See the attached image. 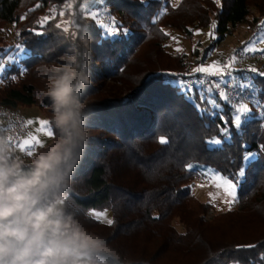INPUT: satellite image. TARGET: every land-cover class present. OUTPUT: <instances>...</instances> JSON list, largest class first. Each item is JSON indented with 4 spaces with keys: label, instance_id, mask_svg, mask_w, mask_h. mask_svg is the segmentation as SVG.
<instances>
[{
    "label": "trees",
    "instance_id": "1",
    "mask_svg": "<svg viewBox=\"0 0 264 264\" xmlns=\"http://www.w3.org/2000/svg\"><path fill=\"white\" fill-rule=\"evenodd\" d=\"M65 1L0 0V35L4 25L14 24L16 44L24 49L17 61L6 64L0 107L14 111L37 107L52 128L48 143L56 133L49 119L51 102L44 93L50 69L63 63L62 57L70 52L62 29L55 26ZM53 5L55 19L40 25V16ZM96 7L108 8L130 33L102 36L95 23L80 31L79 41L89 42V49L82 44L79 47L81 59L88 62L90 58L91 80L98 81L87 89V99L94 98L88 102L91 138L70 193L77 214L87 227L108 238L117 252L112 264H232L234 260L264 264L260 259L264 227L248 236L234 233V225L243 220L241 215L244 221L255 217L257 226L264 225V118L258 117L250 102L248 107L254 113L250 110L240 129H230L231 138L221 137L217 127L222 126L220 116L232 124L234 109L229 103L213 92L206 93L202 101V89L194 86L189 96L173 83L200 76L185 74L205 65L210 49H205L199 60L194 56L191 63L183 55H171L160 47L165 39L163 28L191 37L194 29L212 22H216L214 42L221 43L230 30L247 23L251 11L264 21V0H180L175 6L161 0H102ZM11 52L0 53L2 62ZM249 66L260 73L256 63ZM237 76L242 80L255 77L260 89L256 99L264 103V77L250 71ZM105 82L117 86L106 87ZM123 94H128L126 102L120 97ZM208 98L222 105L215 110L216 116L202 115L196 106L208 108ZM7 127L3 123L0 130ZM161 136L168 142L161 144ZM213 137L223 143L210 146L206 141ZM246 152L259 156L246 161ZM188 164L208 166L225 178H232L243 167L237 211L207 217L213 206L193 197L190 183L194 174L186 168ZM90 210H110L113 223L86 217ZM237 245L257 247L237 250Z\"/></svg>",
    "mask_w": 264,
    "mask_h": 264
},
{
    "label": "clouds",
    "instance_id": "2",
    "mask_svg": "<svg viewBox=\"0 0 264 264\" xmlns=\"http://www.w3.org/2000/svg\"><path fill=\"white\" fill-rule=\"evenodd\" d=\"M84 49L89 42L81 41ZM50 69L45 95L56 135L35 156L0 133V264H112L108 238L89 228L70 198L90 141V58L76 51Z\"/></svg>",
    "mask_w": 264,
    "mask_h": 264
},
{
    "label": "rangeland",
    "instance_id": "3",
    "mask_svg": "<svg viewBox=\"0 0 264 264\" xmlns=\"http://www.w3.org/2000/svg\"><path fill=\"white\" fill-rule=\"evenodd\" d=\"M148 1L149 0H142V3L143 2L145 3ZM161 1L163 4L166 2H169L173 6H175L180 0H161ZM52 8H55L54 5ZM52 8L45 9V14L40 16V19H41L40 25H44L46 23L45 21H43L44 17L52 15V13L50 12V9ZM79 10L80 8L77 6L74 8V13L71 11V9L65 10L66 15L63 17V20L73 19L77 21L78 26L74 28V30L77 33L75 38L71 36L70 32L65 33L63 32V30H62V35L65 41H67V48L69 49L68 51H76L77 55H79L80 57H81V51L79 47L81 45V41H79V37H80L79 35H80V31L82 29H86V26L88 25H92L95 23L98 27H100L102 36L106 35L107 37L116 36V35L124 37L130 33V29L128 27H123V25H121L122 24L121 20L115 19L114 16L108 13V8H97V7L95 8L96 11L100 12L99 20H93L91 18H82V17L79 19ZM255 18L257 19V22L254 21ZM61 19L62 18L60 17V20L59 19L56 20L55 24L61 22ZM113 20L115 21L114 25L112 23ZM262 20H263V17L257 14L255 10L251 11V15L249 16L247 23L243 25H239L233 30H230L231 32L224 38V40L221 43L214 42L217 38V35L215 33V27L213 29L211 26L213 24H216V22H212L209 26L205 28L194 29L192 31L193 34L191 37H189L185 33H180L178 30H174L170 28H163L165 39L162 41L161 43L162 46L160 47H162L167 53L171 55H177V54L183 55L182 57H185V61L191 62V63L194 61L193 59L195 57L198 60L201 59L202 53L205 49H210L208 55L206 56L205 65L206 66L212 65L215 62V58L221 56L222 54L228 55L234 49L240 50L242 47H245L251 41L259 37L261 32L264 31V28L262 27V24H261ZM111 27H115L117 29L115 35L108 34V30ZM209 32L214 33V38L209 37L208 35ZM17 34H18L17 26H15L14 24L4 25V27L1 30V35H0L1 36L0 53H3L4 51H8V50L12 51L11 52L12 54L16 53ZM253 46L257 49H264V43L257 42ZM177 49H182V51H177ZM3 63L6 68V64H8V57L5 58V60H3ZM252 63H256V65L260 67L259 71L264 72V60L260 62H252ZM249 65L250 63H247L245 66L247 67L248 70L251 69ZM3 73L4 71L0 73V88H2L7 81V77L5 79L2 78ZM97 81L98 80L96 78L94 80H91V82H93L94 84ZM106 83L107 82H105L106 87L114 86V85L117 86V83H114V84L113 83L106 84ZM120 97H122L124 102H126V100L128 99V94L120 95ZM87 101L92 102L94 101V98H88ZM243 102L246 103L247 106H249L248 104L252 101L244 100ZM253 106L255 107L254 109L257 108L254 104ZM254 109L253 110L250 109L251 113L252 111L254 113L255 111ZM259 111L260 109L257 108L256 112H258L257 114L258 117L264 118L259 115ZM17 112L20 114L24 122L28 120L33 121V124L31 125L25 124L27 128V134H25L24 137L20 140V142L16 145V147L20 150V152L25 155V162L29 163V160L27 159V157L31 156L32 154H28V152L32 151L34 153L41 146L33 144L30 147H25L24 150H21L19 148V144L28 137L29 133H32L33 135L37 136L39 140L42 142L43 146H45L50 141L51 137L45 135L43 132L36 131V129L40 127L38 121L45 120L43 113H41L37 107H34V106L30 108L19 107ZM2 126L3 124L0 123V127ZM263 127H264V124H263ZM258 156H259V153L258 155L255 154L249 160L255 159ZM193 165H197V167L192 169L194 178L190 183L191 193L194 195L193 197H195L197 200L201 202H207L213 206V209H212L213 211H211L207 217H211L212 215L222 213V212L229 210V206L226 203H224L227 197L225 196L223 189L215 186L216 184H222L223 181L215 180L213 179V176H212L213 173H217V174L219 173L216 170L211 169L210 167L205 166V165L204 166L199 165V164H193ZM205 170L208 171L207 177L200 174L204 172ZM241 178L242 177L239 178V181L241 180ZM237 190H238V186L236 188V203L232 204L231 206V210L233 211H237V208H238ZM91 212L106 213L107 219H112L110 210H102V211L90 210L89 212L84 214L86 217H90V218H93L99 221L100 223L107 224L95 218L94 216L89 215V213ZM240 218H243V220H241V222H237L236 225H234L235 226L234 233H236L237 235L243 234V235L248 236V234L250 235L251 233H254V231H258L264 227V225L260 224L257 226V224H255V219H254L255 217L253 218L251 217L249 221L247 220L244 221V215H241ZM173 224L177 228L178 231H182V226L178 225L177 221H174Z\"/></svg>",
    "mask_w": 264,
    "mask_h": 264
},
{
    "label": "snow or ice",
    "instance_id": "4",
    "mask_svg": "<svg viewBox=\"0 0 264 264\" xmlns=\"http://www.w3.org/2000/svg\"><path fill=\"white\" fill-rule=\"evenodd\" d=\"M99 2L102 3V0H99ZM98 0H78L77 7L80 8V16L82 18H91L93 20H99L100 18V12L95 10V6L97 5ZM39 7V5H37ZM73 7V4L71 3V0H66V3L63 5L62 9L58 12V15L62 18L61 22L57 23L55 26L56 28H62L63 32L71 34L73 38L76 36V31L74 30L75 27L78 26L77 21L73 19L69 20H63V17L65 16V10H70ZM50 12L52 13L51 16H46L43 18V21H47L49 19H55V16L57 14V10L55 8L50 9ZM23 18V17H22ZM103 23V22H101ZM113 25L115 24V21L113 20ZM262 25H264V21L261 22ZM213 29L215 27V24L211 26ZM117 29L115 27H111L108 30L109 35H115ZM198 34V33H197ZM209 37L214 38V33L209 32ZM257 42L264 43V31L261 32L259 37L251 41L249 44H247L241 51L242 53H248V52H264V49H257L253 45H255ZM16 53L8 55V63H14L18 60L19 54L24 51V49L17 44L16 45ZM177 51H182V49H177ZM236 63V55H233L231 59L221 65L220 62H214L212 65H204L203 63L192 69L191 73H186L185 75L191 76L195 73H201L206 74L209 76H215L217 79L214 81L206 82L202 78H197L195 80H178L174 81L173 83L178 84L180 86L181 92L185 93L186 95L191 96V94L194 91V86H197L198 89H202L199 91L200 99L203 101L206 98V93H211L213 89H220V91L217 93V95L220 97L221 100L228 102L229 107L233 108V118H232V124L229 125L228 120L225 119L223 116H220L222 126L217 125L219 128V132L221 134V137L224 138H231V128L240 129L243 123L244 119L249 118L250 115V109L247 106L246 103L243 101L246 99H251L252 103L260 109L259 115L261 117H264V103H261V101L256 99V95L260 89H258L257 85L254 83L255 77L249 76L244 78L243 80L239 76H233L234 72H239L242 70L236 69L234 67ZM5 65L2 62V59H0V73L4 71ZM244 71H250L251 73H256L260 77H264V72L257 73V69L251 68L249 70ZM15 79V77H13ZM224 86L230 87L234 93L233 98L231 101H229V97L225 93ZM209 107L200 109L199 105H196L198 110L201 111V114H207L209 116H216V111L222 105L217 102L216 99L208 98ZM40 127L36 129L37 132H43L45 135L51 137L53 135L52 128L50 126V122L48 120H39L38 121ZM26 125L33 124L32 120H28L25 122ZM159 142L161 144L167 143L166 137L161 136L159 139ZM207 144L210 146H218L221 143H223V140L221 138L213 137L211 139H208L206 141ZM39 145L43 147L42 142L39 140V138L32 133L28 134V138L23 140L19 144V148L21 150H24L25 147H30L31 145ZM264 147V146H262ZM28 154H33L32 151H29ZM255 154L251 152H246V154L243 157V160H249L251 157H253ZM197 165L188 164L186 165V168L188 170H192L193 168H196ZM201 175L207 177L208 171L205 170L204 172L200 173ZM245 174V169L241 167L237 173L233 175L232 178H224L221 175L217 173H213V179L215 180H222V184H216L215 186L218 188H222L224 191L225 196L227 199H225L224 203H226L229 206V211H231L232 204L236 203V188L239 184V178L243 177ZM211 195V194H210ZM89 215L94 216L95 218L101 220L102 222H105L109 225L113 223L111 219H107L106 213H97V212H91ZM257 245H237V250L240 249H254ZM260 259L264 260V253L260 254ZM232 264H239L238 260L232 261Z\"/></svg>",
    "mask_w": 264,
    "mask_h": 264
},
{
    "label": "built area",
    "instance_id": "5",
    "mask_svg": "<svg viewBox=\"0 0 264 264\" xmlns=\"http://www.w3.org/2000/svg\"><path fill=\"white\" fill-rule=\"evenodd\" d=\"M71 3L73 4V7L71 8V11L74 13V8L78 4V0H71ZM233 55H236V63L234 67L236 69L242 70L245 73H248L249 71L246 66L247 63L252 62H260L264 60V52H248V53H242L239 49H234L232 52H230L228 55L222 54L221 56L215 58V62H220L221 65L231 59ZM241 72V71H239ZM238 72H234L233 76H237ZM197 78H202L206 82L212 81L213 79H216L215 76H209V75H201L197 77H191L187 80H195ZM225 93L229 97L230 100L233 98V91L230 87L224 86ZM220 91V89H213V93L217 94ZM0 123L8 124V127L5 131L0 130V133H7L9 134V140L12 141L15 145H17L20 140L24 137L25 134H27V128L25 126V122L23 121L22 117L17 111L10 110V108H4L0 107Z\"/></svg>",
    "mask_w": 264,
    "mask_h": 264
},
{
    "label": "crops",
    "instance_id": "6",
    "mask_svg": "<svg viewBox=\"0 0 264 264\" xmlns=\"http://www.w3.org/2000/svg\"><path fill=\"white\" fill-rule=\"evenodd\" d=\"M27 138H28V137H27ZM27 138H26V139H27Z\"/></svg>",
    "mask_w": 264,
    "mask_h": 264
}]
</instances>
